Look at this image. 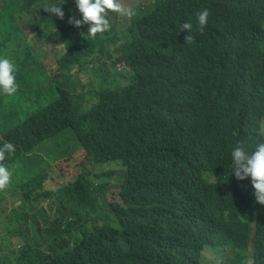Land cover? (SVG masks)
Listing matches in <instances>:
<instances>
[{"label":"trees","instance_id":"1","mask_svg":"<svg viewBox=\"0 0 264 264\" xmlns=\"http://www.w3.org/2000/svg\"><path fill=\"white\" fill-rule=\"evenodd\" d=\"M48 3H59L63 17L41 8ZM128 7L133 17L109 12L110 29L93 38L88 25L69 23L79 18L74 0H0V55L15 65L17 84L0 95V145L15 147L0 160L13 172L8 189L27 208L22 192L47 182L52 155L76 173L54 190L63 196L55 217L40 216L35 245L49 252L14 263L217 264L209 259L220 253L229 264H264V229L255 225L264 205L230 162L236 141L250 151L264 140V0ZM204 8L200 31L195 17ZM20 12L38 30L33 42ZM184 22L189 32L179 31ZM88 161L114 169L95 184ZM25 236L4 238V261L13 263V239Z\"/></svg>","mask_w":264,"mask_h":264},{"label":"rangeland","instance_id":"2","mask_svg":"<svg viewBox=\"0 0 264 264\" xmlns=\"http://www.w3.org/2000/svg\"><path fill=\"white\" fill-rule=\"evenodd\" d=\"M132 1L133 0H122L126 7H128ZM15 18L18 20V23L26 34L29 42L35 41L38 30L33 29L28 24V15L25 12H20ZM59 46L61 53L65 49V45L60 44ZM40 47L39 54L44 59V64L53 67L56 64V59L43 42H40ZM67 70H69V67H67ZM51 77L54 81L56 80L53 75H51ZM83 79L84 78L81 77L80 81ZM46 149L52 152L51 148L46 147ZM88 165L89 168L92 169L90 174L88 172V175H90L95 184L99 183V180L102 177H105L107 172L114 169V164H91V162L88 161ZM51 167V176L46 183L27 185L23 190L22 195L27 199V208L24 199L19 198L17 201H14L17 192L11 191L14 190L13 188H11V190L6 186L0 188V247L3 244L4 238L11 236V233L15 230L20 232L22 236L27 233V236L17 240V253L10 258V261H13V263L4 261L6 256L10 253V249L3 248L0 250V264H15L14 261L21 256L27 257L29 255L32 256V261H35L39 259V252L45 254L49 252V245H45L40 250L38 246L35 245V232L37 231L40 233L45 227L44 223L40 220V216L48 215L52 218L55 217L60 206L54 205V202L63 198L60 189L54 191L56 186L60 183L66 184L67 180L76 176V173H74V170H72L70 166V161L61 162L53 155L51 159ZM112 180H116V178L114 177ZM26 182L28 183L29 179H27ZM12 187H14V185ZM43 201H49L50 205L40 213V207ZM255 225L260 229H264V221H257L255 222ZM55 237V235H52V238ZM255 245L256 241L253 237L251 249H253ZM224 254L227 256V253ZM209 260H215L217 264H229L231 259L224 260L220 253H216L210 257ZM242 262L245 263L246 260L244 259Z\"/></svg>","mask_w":264,"mask_h":264},{"label":"clouds","instance_id":"3","mask_svg":"<svg viewBox=\"0 0 264 264\" xmlns=\"http://www.w3.org/2000/svg\"><path fill=\"white\" fill-rule=\"evenodd\" d=\"M79 18L69 17V23L75 26L88 25L87 35L95 37L98 33H105L110 29L108 13L113 12L124 18H131L135 10L126 7L121 0H74ZM45 11L54 13L57 17H63L64 13L59 3H48L42 6ZM199 30L203 31L209 20V10L204 8L197 12L195 17ZM192 29L191 22L180 24V30ZM188 35L186 39H188ZM17 90L15 82V65L7 57L0 55V95H12ZM15 147L10 142H3L0 145V160L5 158V152L11 154ZM231 172L237 179L250 178L254 189L255 200L264 205V140L255 143L249 151L246 144L236 141L230 151ZM52 172V171H51ZM50 172V176H51ZM13 183V172L8 161L0 162V188H9ZM46 183V182H45ZM18 239H13L16 248ZM1 250V249H0ZM209 258V257H207Z\"/></svg>","mask_w":264,"mask_h":264}]
</instances>
